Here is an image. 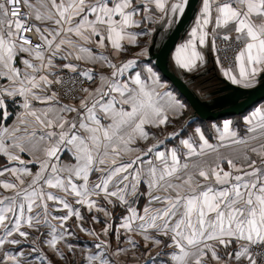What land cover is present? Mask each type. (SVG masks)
<instances>
[{
  "label": "snow or ice",
  "instance_id": "obj_1",
  "mask_svg": "<svg viewBox=\"0 0 264 264\" xmlns=\"http://www.w3.org/2000/svg\"><path fill=\"white\" fill-rule=\"evenodd\" d=\"M189 5L0 0V264H71L76 229L103 250L80 249L81 264H264V107L242 133L225 121L210 143L197 126L169 133V147L152 130L175 128L187 105L147 48L128 58ZM217 38L241 46L238 73L222 74L252 86L264 73V0H201L176 65L196 70L198 47Z\"/></svg>",
  "mask_w": 264,
  "mask_h": 264
},
{
  "label": "crops",
  "instance_id": "obj_2",
  "mask_svg": "<svg viewBox=\"0 0 264 264\" xmlns=\"http://www.w3.org/2000/svg\"><path fill=\"white\" fill-rule=\"evenodd\" d=\"M200 7H201V0H196L195 5H194V9L192 11V14L190 16L189 21L187 22L186 26L184 27L182 32L179 34V36L176 38V40L174 41L173 45L171 46V48L169 49V51L166 55L165 64L170 71H172L175 75L180 77L187 84V86L194 92V94L198 98L201 97L199 95L198 91H201V93H203L207 89H210L211 92L212 91L213 92L219 91V96H220L218 98L219 102L216 100V104L218 102L219 105L224 106L229 102V99L226 98V95L233 97V99L231 98V102L234 101L235 98L238 99L239 97L242 96L243 93L247 92L246 90L251 89L255 83L260 82L259 80H261L264 77V73H261L256 78V82L250 87L246 88V87H243L242 85H234L230 82V80H228L222 74L221 66H223V65L217 63V58L214 55V49H211V50L209 48L200 49L199 47H198V50L202 51V53L204 55V63L200 64L196 70H194L192 72H187L185 70L180 69L178 67V65H176L175 60H174L175 49L177 47H179L181 44L185 43L190 38V30L194 26L195 19H196V16L198 14ZM256 22L259 23L258 20ZM152 27H154L156 29V31L153 32L151 35L138 37V43H139L138 47L128 46L129 47L128 58H130L133 54L139 52L141 49L147 48L149 51V56L145 57L144 59H151L152 56H154V54L159 49L161 43L163 42V40L165 39L167 34L174 27V25L171 28H169L168 25H166V24H154V25H152ZM134 31H139V29H134ZM221 31H224V30H221ZM233 35H234V33H233ZM230 67L233 68L235 73H238V67H237L236 63ZM224 68H228V67H224ZM154 71H156L157 74L161 77V75L159 74V72L156 69H154ZM161 78H162V81L168 85L170 90L175 95L178 96V94L171 88L168 81L163 79V77H161ZM234 89H239V90H237V91H239V94L230 93ZM199 99L202 100L201 98H199ZM203 103L208 106V103L206 101H203ZM257 107H264V99L262 101H260L259 103H257L256 105H254L251 109H249L248 111H246L245 113L240 115L239 119H237L238 120L237 122H234V120H235L234 117L233 118L232 117L222 118V119H219L216 121L209 122L208 124H209L210 130L208 133L206 132V135H208L209 137L212 138V139H210V143H215L216 142L215 138L218 136V133L216 132L214 126L220 127L222 129L223 122H225V121H231L233 129L238 130L242 133V131L244 129L245 117H247ZM17 111H19L18 108H16L15 112H17ZM190 119H192V115L187 113L180 120L176 121L175 129L182 126V125H185L188 121H190ZM9 123H11V121ZM197 126L202 127L199 123H195L191 128L187 129V133H191L192 128L197 127ZM168 128H167V130H169V131L174 130L173 127H168ZM152 131L156 132L157 136L162 135V134L159 135V133L161 132L159 130L153 129ZM183 135H185V133ZM159 138H161V137H159ZM168 146L171 147L172 145L169 144ZM161 147H163V146H161ZM221 151L228 154V153H231L233 151V149L232 148H224V149H221ZM25 159H28V157H25Z\"/></svg>",
  "mask_w": 264,
  "mask_h": 264
},
{
  "label": "water",
  "instance_id": "obj_3",
  "mask_svg": "<svg viewBox=\"0 0 264 264\" xmlns=\"http://www.w3.org/2000/svg\"><path fill=\"white\" fill-rule=\"evenodd\" d=\"M195 1L196 0H190V5L181 22L178 25H174L164 41L161 43L157 52L154 56H152V58H154V64L161 75L181 93V95L201 118L206 120H216L241 115L264 99V84L260 85V87L255 90H250L245 96L239 98L238 101L214 111L205 105L187 86V84L180 77L170 71L165 64V58L169 49L190 19Z\"/></svg>",
  "mask_w": 264,
  "mask_h": 264
},
{
  "label": "rangeland",
  "instance_id": "obj_4",
  "mask_svg": "<svg viewBox=\"0 0 264 264\" xmlns=\"http://www.w3.org/2000/svg\"><path fill=\"white\" fill-rule=\"evenodd\" d=\"M168 35V34H167ZM166 38V37H165ZM164 41V40H163ZM214 55H215V49H214ZM215 57H216V55H215ZM217 58V57H216ZM151 60V64H152V62H154V58H151L150 59ZM236 63V62H235ZM234 63V64H235ZM219 64H221V63H219ZM234 64H231V65H229V66H224V67H230V66H233ZM222 65V64H221ZM153 66V65H152ZM153 68L155 69V67L153 66ZM158 71V70H157ZM159 72V71H158ZM159 74L161 75V73L159 72ZM161 77H163L162 75H161ZM163 79H165V78H163ZM166 80V79H165ZM166 81H168V80H166ZM260 82H258V83H255L254 84V86H252V88L251 89H248V90H246L247 92L246 93H243L242 94V96L241 97H243V96H245L250 90H255L256 88H258V87H260V85H262V84H264V77L261 79V80H259ZM168 83L169 84H171L169 81H168ZM237 90H239V89H234L233 91H231L230 93H232V94H239V91H237ZM198 91V90H197ZM196 92V91H195ZM199 92V95L201 96V97H199V98H201L202 100V102L203 101H206L207 103H208V107L211 109V110H214V111H216L217 109H220V108H222V107H225V106H228V105H230V104H232V103H234V102H236V101H238V99L239 98H241V97H239L238 99L237 98H235V100L234 101H232L231 102V98L233 99V97L232 96H228V95H226V98L227 99H229V102L226 104V105H224V106H221V105H219L218 104V98L220 97L219 96V91L218 92H211L210 91V89H207V90H205L203 93H201V91H198ZM211 99V100H210ZM216 100L218 101L217 102V104H216ZM210 101V102H209ZM187 102V101H186ZM259 103V102H258ZM256 105V104H255ZM187 113H189L190 115H192V117L193 116H195V115H198L194 110H193V108L189 105V103L187 102ZM186 113V114H187ZM245 113V112H244ZM242 115V114H241ZM234 122H237L238 120L237 119H239V116H236V117H234ZM207 124H206V127L210 130V128H209V124H208V122H206ZM186 128V126L185 125H183V128L180 126V127H178V128H174V130H172V131H169V130H165V131H163V132H160L159 133V135H161V136H158V137H161L160 139H162V140H164V143L165 144H168V140L166 139V137L168 136V134L169 133H172L173 131H178V132H181L183 129H185ZM169 129V128H168ZM171 130V129H170ZM169 145V144H168ZM34 171H35V169H34ZM82 212L85 214V215H89L87 212H86V210H83L82 209ZM59 214V213H58ZM119 214V210H117L116 212H114V215H118ZM97 215H100V218H101V220H103V216L101 215V214H97ZM74 219V218H73ZM69 223L71 224V223H73V221H69ZM85 227H93V228H95L97 231H100V229L103 227V224H92L91 222H90V215H89V222H87V223H85V225H84ZM76 232H77V235H78V239H73V243H75L76 245H77V249H78V251H77V254L74 256V257H72V256H70V261H71V264H81V254H80V249H84V250H93V251H96L97 253H100V252H102L103 250L102 249H100V250H96V249H93V243H94V241H93V239L91 238V237H89V236H87V235H85L84 233H81V232H79V229H76ZM157 251H159V249H155L154 251H153V256H155V252H157ZM165 251L167 252L168 250L167 249H165ZM109 259H113V260H115L116 261V264H134V261H133V259H132V257L129 255V256H127V257H124V256H121V257H111V256H109L108 257ZM52 259H53V261H54V264H61V262L58 260V258L57 257H52ZM165 259H167V257L165 256V257H161V258H158V259H156V264H162V260H165ZM140 264H143V258L141 259V262H140Z\"/></svg>",
  "mask_w": 264,
  "mask_h": 264
},
{
  "label": "built area",
  "instance_id": "obj_5",
  "mask_svg": "<svg viewBox=\"0 0 264 264\" xmlns=\"http://www.w3.org/2000/svg\"><path fill=\"white\" fill-rule=\"evenodd\" d=\"M240 45H236L231 41H224L223 39L217 38L215 55L219 57L220 63L224 66H229L235 63L234 57L239 50Z\"/></svg>",
  "mask_w": 264,
  "mask_h": 264
},
{
  "label": "trees",
  "instance_id": "obj_6",
  "mask_svg": "<svg viewBox=\"0 0 264 264\" xmlns=\"http://www.w3.org/2000/svg\"><path fill=\"white\" fill-rule=\"evenodd\" d=\"M152 65L155 67V69L156 70H158L157 68H156V66H155V64H154V62H152ZM159 71V70H158ZM164 78V77H163ZM170 86H171V88L178 94V96H179V98L182 100V101H184L185 103H186V105H187V102H186V99L181 95V93L172 85V84H170ZM251 109V108H250ZM9 110V112H13V113H15V111H16V109H13V108H9L8 109ZM188 111H186L185 113H184V116L186 115V113H187ZM183 116V117H184ZM236 116H240V115H235V116H230V117H236ZM225 118H229V117H225ZM222 119V118H221ZM216 120H219V119H216ZM216 120H206V119H203V118H201L200 116H198V115H195V116H193L192 117V119H190V121H188L186 124H185V126H186V130L187 129H189V128H191L195 123H199L201 126H202V129H204V130H206V132L208 133L209 132V129L206 127V122H212V121H216ZM11 121V118L8 120V123ZM193 121L195 122V123H193ZM185 129H183L180 133H181V135H183L185 132H184V130Z\"/></svg>",
  "mask_w": 264,
  "mask_h": 264
}]
</instances>
